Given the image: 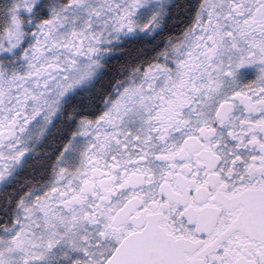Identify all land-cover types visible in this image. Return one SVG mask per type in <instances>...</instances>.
<instances>
[{
  "label": "snow or ice",
  "instance_id": "6c2138e0",
  "mask_svg": "<svg viewBox=\"0 0 264 264\" xmlns=\"http://www.w3.org/2000/svg\"><path fill=\"white\" fill-rule=\"evenodd\" d=\"M0 264H264V0H0Z\"/></svg>",
  "mask_w": 264,
  "mask_h": 264
},
{
  "label": "flooded vegetation",
  "instance_id": "af4514ba",
  "mask_svg": "<svg viewBox=\"0 0 264 264\" xmlns=\"http://www.w3.org/2000/svg\"><path fill=\"white\" fill-rule=\"evenodd\" d=\"M144 42H146L145 44H147V43H150L151 41L148 40V39H146ZM127 45H128V43L125 42L124 44L120 45V47H122V48H126ZM126 54H127V53H125V52H115V53H113V54L108 58L109 61H110V63H109V68H110V66H111L112 63L116 62L117 60L121 59L122 57H125ZM109 68H108V69H105V71H106L107 73H109V71H108Z\"/></svg>",
  "mask_w": 264,
  "mask_h": 264
},
{
  "label": "trees",
  "instance_id": "16d2710c",
  "mask_svg": "<svg viewBox=\"0 0 264 264\" xmlns=\"http://www.w3.org/2000/svg\"><path fill=\"white\" fill-rule=\"evenodd\" d=\"M144 43H146V42H144ZM126 48H128V49H130L128 52H125V53H127L126 54V56H131V55H133L134 53H135V51H136V49H135V47H133L132 45H130L129 43H128V45L126 46ZM124 57H122L121 59H123ZM121 59H119V60H121ZM116 68H117V66H116V63L114 62V63H112L111 64V66H110V68H109V75H111L113 72H115L116 71Z\"/></svg>",
  "mask_w": 264,
  "mask_h": 264
}]
</instances>
